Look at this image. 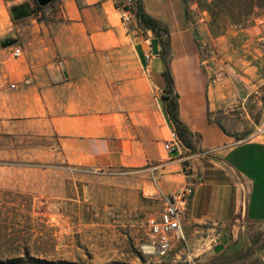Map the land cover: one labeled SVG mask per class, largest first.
Segmentation results:
<instances>
[{
	"label": "crops",
	"instance_id": "0c3cea01",
	"mask_svg": "<svg viewBox=\"0 0 264 264\" xmlns=\"http://www.w3.org/2000/svg\"><path fill=\"white\" fill-rule=\"evenodd\" d=\"M139 1L170 29L169 65L194 152L183 146L176 154L164 151L173 128L163 111V91H145L143 71L151 80L162 74L160 47L155 37L148 47L137 24H121L116 0H54L42 11L44 20L15 23L17 42L0 48V127L11 134L12 127H24L32 136L54 135L69 166L138 172L158 165L160 195L194 184L184 239L174 243L170 262L195 264L228 243L233 222L264 229V104L258 126L240 140L239 123L217 119V113L224 114L238 95L250 112L249 94L241 97L225 87L226 80L213 90L206 86L183 0ZM15 47L22 49L16 58ZM148 51L150 65L144 61ZM215 236L219 243L210 245Z\"/></svg>",
	"mask_w": 264,
	"mask_h": 264
},
{
	"label": "rangeland",
	"instance_id": "374dc122",
	"mask_svg": "<svg viewBox=\"0 0 264 264\" xmlns=\"http://www.w3.org/2000/svg\"><path fill=\"white\" fill-rule=\"evenodd\" d=\"M24 1L34 2L0 0V37L15 32L8 5ZM249 1L184 3L193 49L199 57L198 72L206 86L213 90L216 82L226 80L225 87L235 89L241 97L249 94L250 112L241 107L238 95L224 114L217 113V119L222 116L239 123L240 140L254 132L264 104V49L255 23L264 13L255 8L242 17ZM35 18L45 17L40 12ZM137 26L144 42L151 44L153 33ZM143 71L145 91H163L161 75L151 80L145 68ZM11 131L16 134L0 127V264L33 260L52 264L170 262L174 248L164 260L158 259L146 227L147 219L157 217L163 203L157 187L161 167L148 165L134 172L69 166L61 161L54 135L32 136L24 133V127ZM182 166L185 174L190 172L186 161ZM252 234H260L264 243V229L247 225L233 240ZM261 260L264 262V254Z\"/></svg>",
	"mask_w": 264,
	"mask_h": 264
},
{
	"label": "trees",
	"instance_id": "16d2710c",
	"mask_svg": "<svg viewBox=\"0 0 264 264\" xmlns=\"http://www.w3.org/2000/svg\"><path fill=\"white\" fill-rule=\"evenodd\" d=\"M35 2V8L33 17L42 12L46 7H39ZM185 3L186 0H183ZM264 13V0H250L247 3L246 8L243 11L242 17L252 14L254 9ZM188 10L185 8V16H187ZM135 18L139 26L144 27L146 30H150L153 33L159 47V58L163 64V72L161 74L164 80V88L162 94L163 111L170 122L173 132L180 142V144L190 150L195 151L192 145V138L194 134L183 123L179 115V102L178 94L174 90V81L171 75L169 60L171 56V39L169 27L154 19L150 15L146 14L139 0L136 1V13ZM13 21V19H12ZM20 22V21H19ZM13 23H18L13 21ZM200 138L199 135H196ZM261 242L260 234H252L248 238L243 239L239 237L235 240H229L228 243L220 248L213 250L209 254H204L198 257L195 264H264L261 260L264 250ZM17 263L22 264L17 261ZM29 264H52L40 260H33ZM160 264H191L187 261H178L176 263L162 262Z\"/></svg>",
	"mask_w": 264,
	"mask_h": 264
},
{
	"label": "built area",
	"instance_id": "2783aa9c",
	"mask_svg": "<svg viewBox=\"0 0 264 264\" xmlns=\"http://www.w3.org/2000/svg\"><path fill=\"white\" fill-rule=\"evenodd\" d=\"M116 9L118 11L121 24L125 28H129L133 24H137L135 13L136 6L134 0H116ZM260 27L259 44L264 49V15L259 17L256 22ZM147 46L150 47L149 40H145ZM12 55L16 58L22 55V49L15 47L12 51ZM151 60V52L148 51L144 54V61L149 62ZM155 99H159L155 96ZM181 144L177 140L174 132L171 133L170 139L165 141L163 149L168 154H176L181 150ZM124 174H129L125 171ZM194 184H189L182 189L177 190L171 195H163L162 209L158 218H149L146 221V227L150 238L152 239V245L155 249L156 255L159 258H165L172 249L175 242L183 241V228L182 222L187 216L189 202L194 193ZM239 222L235 221L231 224L232 236L236 237L238 230L240 229ZM242 228V227H241ZM219 243L217 236L209 240L210 245H216ZM194 264L193 262H189Z\"/></svg>",
	"mask_w": 264,
	"mask_h": 264
},
{
	"label": "water",
	"instance_id": "95a60500",
	"mask_svg": "<svg viewBox=\"0 0 264 264\" xmlns=\"http://www.w3.org/2000/svg\"><path fill=\"white\" fill-rule=\"evenodd\" d=\"M37 6L46 7L54 0H35ZM9 12L13 21L19 22L33 16V12L30 8V2L24 1L20 3H14L8 5ZM17 42V38L14 34L0 37V46L2 48L9 47ZM262 249L264 250V244ZM1 264H20L17 262L1 263Z\"/></svg>",
	"mask_w": 264,
	"mask_h": 264
},
{
	"label": "flooded vegetation",
	"instance_id": "af4514ba",
	"mask_svg": "<svg viewBox=\"0 0 264 264\" xmlns=\"http://www.w3.org/2000/svg\"><path fill=\"white\" fill-rule=\"evenodd\" d=\"M30 8L32 10V12H34V8H35V2H30Z\"/></svg>",
	"mask_w": 264,
	"mask_h": 264
}]
</instances>
